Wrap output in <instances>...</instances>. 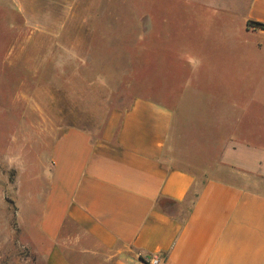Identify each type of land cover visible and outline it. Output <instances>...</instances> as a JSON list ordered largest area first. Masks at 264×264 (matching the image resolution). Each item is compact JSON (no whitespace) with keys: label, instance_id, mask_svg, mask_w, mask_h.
<instances>
[{"label":"crops","instance_id":"1","mask_svg":"<svg viewBox=\"0 0 264 264\" xmlns=\"http://www.w3.org/2000/svg\"><path fill=\"white\" fill-rule=\"evenodd\" d=\"M100 14L102 53L67 51L70 70L145 79L96 132L41 144L42 192L17 170L28 248L43 264H264V29L247 25L264 0H102Z\"/></svg>","mask_w":264,"mask_h":264},{"label":"rangeland","instance_id":"2","mask_svg":"<svg viewBox=\"0 0 264 264\" xmlns=\"http://www.w3.org/2000/svg\"><path fill=\"white\" fill-rule=\"evenodd\" d=\"M100 12L102 0H0V264H43L16 226L17 170L29 163L28 177L42 192L41 144L61 127L96 132L145 79L97 65L70 70L67 51L102 53Z\"/></svg>","mask_w":264,"mask_h":264},{"label":"built area","instance_id":"3","mask_svg":"<svg viewBox=\"0 0 264 264\" xmlns=\"http://www.w3.org/2000/svg\"><path fill=\"white\" fill-rule=\"evenodd\" d=\"M137 264H161V259L157 254H149L146 256H137Z\"/></svg>","mask_w":264,"mask_h":264},{"label":"trees","instance_id":"4","mask_svg":"<svg viewBox=\"0 0 264 264\" xmlns=\"http://www.w3.org/2000/svg\"><path fill=\"white\" fill-rule=\"evenodd\" d=\"M247 25L250 26V27H257V28H260V29H264V24L248 22Z\"/></svg>","mask_w":264,"mask_h":264}]
</instances>
